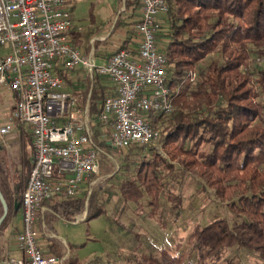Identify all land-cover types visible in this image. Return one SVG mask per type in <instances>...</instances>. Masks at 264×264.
Here are the masks:
<instances>
[{
  "label": "trees",
  "instance_id": "16d2710c",
  "mask_svg": "<svg viewBox=\"0 0 264 264\" xmlns=\"http://www.w3.org/2000/svg\"><path fill=\"white\" fill-rule=\"evenodd\" d=\"M123 1L125 8L110 19L104 40L95 42L100 56L136 46L134 25L140 0ZM118 2L119 9L122 0ZM127 8L134 18L123 16ZM163 19L158 42L167 56L166 84L174 109L168 115L150 112L151 124L159 130L155 143L110 146L97 118L104 98L115 94L114 85L97 74L85 76L81 104L88 101L94 138L102 150V180L93 188L89 180L83 182L74 195L61 192L45 199L47 210L37 219L45 241L42 251L59 257L66 254L62 264L100 260L80 261L66 250L59 251L46 233H53L51 219L74 221L84 212L83 219L96 217L118 192L124 201L132 200L139 213L146 206V215L164 225L163 210L181 207L180 185L190 175L199 178L197 191L212 189L224 214L195 222L172 246L132 251L122 259L128 264H244V257L251 255L264 264V62L257 61L264 58V0H169ZM122 31L125 35L114 46L111 38ZM101 32L84 33L73 23L70 36L85 51L88 40ZM57 73L67 80L66 70ZM12 121L19 166L15 190L6 196L8 212L0 233L12 215L22 214L20 196L32 166L30 125L15 117ZM107 147L116 149L105 165L101 160Z\"/></svg>",
  "mask_w": 264,
  "mask_h": 264
},
{
  "label": "built area",
  "instance_id": "2783aa9c",
  "mask_svg": "<svg viewBox=\"0 0 264 264\" xmlns=\"http://www.w3.org/2000/svg\"><path fill=\"white\" fill-rule=\"evenodd\" d=\"M168 9L169 0H140L135 48L124 46L100 56L95 42L106 34L91 37L85 51L73 44L67 0H0V86L16 94L12 117L29 124L32 133V166L20 196L21 226L11 242L21 254L7 255L0 264H62L66 254L41 249L37 219L47 210L43 201L61 192L74 195L83 182L94 183L100 169L102 150L94 138L88 101L78 103L57 70L97 74L114 85L115 94L104 98L97 118L110 146L159 138L150 112L168 115L174 109L166 84L167 56L158 42ZM11 127V118L0 125L3 144L12 139Z\"/></svg>",
  "mask_w": 264,
  "mask_h": 264
},
{
  "label": "rangeland",
  "instance_id": "374dc122",
  "mask_svg": "<svg viewBox=\"0 0 264 264\" xmlns=\"http://www.w3.org/2000/svg\"><path fill=\"white\" fill-rule=\"evenodd\" d=\"M119 0H70L73 23L84 33H97L110 29V19L115 18L125 8L122 0L118 9ZM123 13L126 18L129 16V8ZM84 76V77H83ZM86 75H79L77 79L67 85L82 103L80 94L85 90ZM83 90V91H82ZM0 120H3L4 113L9 110L6 102L12 99L10 91L0 88ZM12 101V100H11ZM15 130V129H14ZM17 134V129L15 130ZM102 152L101 163L107 165L110 162L109 154L113 147H107ZM19 145L16 137L10 139L8 145L0 141V189L6 199L10 191L15 190L17 180V167L19 160ZM102 180L99 172L91 188L95 187ZM90 188V189H91ZM200 188L199 178L194 175L183 180L180 185L182 205L176 211L163 210L162 218L164 225L158 224L153 218L146 215L145 209L139 213L132 200H123L117 192L113 194L105 205L106 210L88 220L79 221L65 220L62 217H54L50 221L53 234L51 241L61 252L67 251L72 257L82 261L98 257L96 262L90 264H128L122 258L124 254L132 251H157L162 246H172L175 241L185 237L191 230L193 224L204 223L215 217L224 214V210L214 201L211 188L198 190ZM8 212V211H7ZM2 205L0 203V215ZM20 213L12 215L7 228L0 233V259L2 256L16 254L17 251L12 245L14 235L20 230ZM15 228V229H14ZM50 229V228H49ZM44 240L40 238L43 246ZM183 240V246H184ZM3 249H1L2 245ZM244 264H262L258 258L251 255L244 257Z\"/></svg>",
  "mask_w": 264,
  "mask_h": 264
},
{
  "label": "crops",
  "instance_id": "0c3cea01",
  "mask_svg": "<svg viewBox=\"0 0 264 264\" xmlns=\"http://www.w3.org/2000/svg\"><path fill=\"white\" fill-rule=\"evenodd\" d=\"M69 1L70 0H67V4L68 5H69ZM107 32L108 31L106 30V31H103V32H101L99 34H101V35L102 34H107ZM124 35L125 34H124L123 31L119 32L116 39L111 38V40L113 39L111 43L115 46L118 43L117 41L120 40V38H122ZM96 36H99V35H96ZM105 51L108 52V50H105ZM67 73H68L67 74V80H65V85H64L65 88L68 87L67 85H71V81L77 79L78 76H79L76 70L75 71H67ZM104 78H106V77H104ZM0 88L4 89V90H7V91H10L12 93V99H10V101L6 102V104H8L7 106L9 107V110L6 111V114L4 113L3 120H0V125H1V124L6 123L10 118L12 119V112H13L17 97H16V94L13 91L9 90V88H7L6 86H0ZM1 101L3 103H5L2 98H0V103H1ZM0 119H2V118H0ZM14 129L16 130V127L14 125V122L12 121V127L10 129V134L12 136V139H13V137H16V140H17V134H15V130ZM14 249L17 251L16 255L21 254V252L18 249H16V248H14Z\"/></svg>",
  "mask_w": 264,
  "mask_h": 264
},
{
  "label": "water",
  "instance_id": "95a60500",
  "mask_svg": "<svg viewBox=\"0 0 264 264\" xmlns=\"http://www.w3.org/2000/svg\"><path fill=\"white\" fill-rule=\"evenodd\" d=\"M0 203L2 205V213L0 215V225H1V222L4 219V217L6 216L7 211H8V203H7V200L4 197L1 189H0ZM15 206H16V204H15Z\"/></svg>",
  "mask_w": 264,
  "mask_h": 264
}]
</instances>
